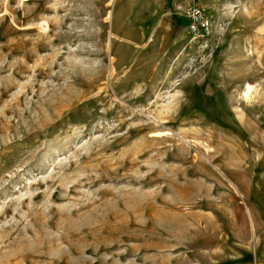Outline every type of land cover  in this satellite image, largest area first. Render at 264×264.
Masks as SVG:
<instances>
[{
	"label": "rangeland",
	"instance_id": "obj_1",
	"mask_svg": "<svg viewBox=\"0 0 264 264\" xmlns=\"http://www.w3.org/2000/svg\"><path fill=\"white\" fill-rule=\"evenodd\" d=\"M195 4L207 39L169 0H0V264H190L239 222L264 0Z\"/></svg>",
	"mask_w": 264,
	"mask_h": 264
},
{
	"label": "crops",
	"instance_id": "obj_2",
	"mask_svg": "<svg viewBox=\"0 0 264 264\" xmlns=\"http://www.w3.org/2000/svg\"><path fill=\"white\" fill-rule=\"evenodd\" d=\"M169 1L184 8L199 0ZM257 166L249 182L236 185L239 222L224 227L213 245L198 248L190 264H264V167Z\"/></svg>",
	"mask_w": 264,
	"mask_h": 264
},
{
	"label": "built area",
	"instance_id": "obj_3",
	"mask_svg": "<svg viewBox=\"0 0 264 264\" xmlns=\"http://www.w3.org/2000/svg\"><path fill=\"white\" fill-rule=\"evenodd\" d=\"M181 12L186 21H188L186 29L193 38L207 39L213 36L214 25L202 6L192 4L182 8Z\"/></svg>",
	"mask_w": 264,
	"mask_h": 264
},
{
	"label": "bare ground",
	"instance_id": "obj_4",
	"mask_svg": "<svg viewBox=\"0 0 264 264\" xmlns=\"http://www.w3.org/2000/svg\"><path fill=\"white\" fill-rule=\"evenodd\" d=\"M117 39V38H116ZM118 40V39H117ZM253 90L252 84H248L247 88L244 90V95L248 98L251 91ZM250 98V97H249Z\"/></svg>",
	"mask_w": 264,
	"mask_h": 264
}]
</instances>
